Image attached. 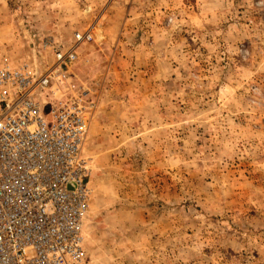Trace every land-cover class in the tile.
<instances>
[{
    "label": "rangeland",
    "instance_id": "obj_1",
    "mask_svg": "<svg viewBox=\"0 0 264 264\" xmlns=\"http://www.w3.org/2000/svg\"><path fill=\"white\" fill-rule=\"evenodd\" d=\"M86 29L82 264H264V0H0V66Z\"/></svg>",
    "mask_w": 264,
    "mask_h": 264
},
{
    "label": "built area",
    "instance_id": "obj_2",
    "mask_svg": "<svg viewBox=\"0 0 264 264\" xmlns=\"http://www.w3.org/2000/svg\"><path fill=\"white\" fill-rule=\"evenodd\" d=\"M91 29L44 69L0 66V264H82L95 100L73 71ZM45 111H48L47 118Z\"/></svg>",
    "mask_w": 264,
    "mask_h": 264
},
{
    "label": "crops",
    "instance_id": "obj_3",
    "mask_svg": "<svg viewBox=\"0 0 264 264\" xmlns=\"http://www.w3.org/2000/svg\"><path fill=\"white\" fill-rule=\"evenodd\" d=\"M93 123H94V120H93V122H92L91 125H90V128H89V131H88L87 138L91 136V127H92ZM86 140H87V139H86ZM84 154H86L85 145H84Z\"/></svg>",
    "mask_w": 264,
    "mask_h": 264
}]
</instances>
